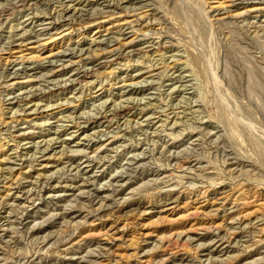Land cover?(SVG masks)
Wrapping results in <instances>:
<instances>
[{"label":"rangeland","instance_id":"obj_1","mask_svg":"<svg viewBox=\"0 0 264 264\" xmlns=\"http://www.w3.org/2000/svg\"><path fill=\"white\" fill-rule=\"evenodd\" d=\"M263 73L264 0H0V264H264Z\"/></svg>","mask_w":264,"mask_h":264},{"label":"bare ground","instance_id":"obj_2","mask_svg":"<svg viewBox=\"0 0 264 264\" xmlns=\"http://www.w3.org/2000/svg\"><path fill=\"white\" fill-rule=\"evenodd\" d=\"M261 44H262V43H261ZM260 50H261V49H260ZM250 58H251V57H250ZM252 60H253V59H252ZM258 66H259V65H258ZM263 74H264V73H263ZM263 74H262V75H263ZM77 80H78V79H77ZM71 81H72V80H71ZM72 82H73V81H72ZM26 95H27V94H26ZM26 95H25L24 97H27ZM18 97H19V96H18ZM24 97H23V98H24ZM20 98H21V97H20ZM20 98H19V99H20ZM25 99H26V98H25ZM117 111H118V110H117ZM117 111H116V112H117ZM123 111H124V110H123ZM107 112H108V111H107ZM110 112H111V111H110ZM121 112H122V111H121ZM111 113H112V112H111ZM113 113H114V112H113ZM116 114H117V113H116ZM116 114H115V115H116ZM119 115H120V114H119ZM106 116H107V115H106ZM110 116H111V115H110ZM107 117H108V116H107ZM107 117H106V118H107ZM111 117H112V116H111ZM111 120H112V119H111ZM109 121H110V120H109ZM76 123H77V122H76ZM44 145H46V144L44 143ZM46 146H47V145H46Z\"/></svg>","mask_w":264,"mask_h":264}]
</instances>
